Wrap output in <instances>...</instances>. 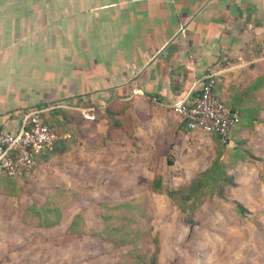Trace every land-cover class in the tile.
<instances>
[{"label": "crops", "instance_id": "obj_1", "mask_svg": "<svg viewBox=\"0 0 264 264\" xmlns=\"http://www.w3.org/2000/svg\"><path fill=\"white\" fill-rule=\"evenodd\" d=\"M208 74L239 118L230 145L264 128V0H0L2 133H14L26 112L101 117L99 132L105 114L119 113L124 132L109 139L123 138L127 162L135 139L167 146L176 161L189 131L170 105ZM6 178L0 240L21 227V200L7 196Z\"/></svg>", "mask_w": 264, "mask_h": 264}, {"label": "rangeland", "instance_id": "obj_2", "mask_svg": "<svg viewBox=\"0 0 264 264\" xmlns=\"http://www.w3.org/2000/svg\"><path fill=\"white\" fill-rule=\"evenodd\" d=\"M55 114L48 119L58 130L57 146L35 160L34 175L6 178L7 196L21 200L14 214L21 227L12 233L9 226L0 240V264H149L154 247L148 225L159 245L155 264H264V128L233 143L246 159L228 155L230 147L223 149L213 135L187 132L181 159L174 161L165 145L135 139L134 160L127 162L123 138L109 139L112 130L124 132L122 114H105L100 132L101 117ZM96 149L106 154L104 161L96 159ZM214 166L206 182L221 169L228 184L216 179L217 185L204 187L195 207L165 195ZM158 182L161 189L152 192ZM123 203L138 210L131 220L133 210L103 220L114 212L105 207ZM118 224L126 225L124 231L103 233L105 225ZM122 232L130 243L118 242Z\"/></svg>", "mask_w": 264, "mask_h": 264}, {"label": "built area", "instance_id": "obj_3", "mask_svg": "<svg viewBox=\"0 0 264 264\" xmlns=\"http://www.w3.org/2000/svg\"><path fill=\"white\" fill-rule=\"evenodd\" d=\"M215 84V74L195 81L186 95L170 105V110L189 132L214 135L220 144L227 145L239 118L216 97ZM83 116L86 120L93 119ZM56 140L55 129L43 123L38 111L24 113L14 133L0 132V175L11 179L28 175L35 160L50 150Z\"/></svg>", "mask_w": 264, "mask_h": 264}, {"label": "trees", "instance_id": "obj_4", "mask_svg": "<svg viewBox=\"0 0 264 264\" xmlns=\"http://www.w3.org/2000/svg\"><path fill=\"white\" fill-rule=\"evenodd\" d=\"M216 97L219 98L218 96H216ZM223 104L225 105V107L227 108V110L229 112H233V111H231V109H229L226 106V104L224 102H223ZM244 115L245 114L243 113V116ZM39 117L41 118V120L43 121V123H45V124H47L49 126H52L55 129V133L57 135V140H58V130H57V128L55 126H53L51 123H49L50 122L49 121L50 119L45 118L44 117V114L41 113V112H39ZM245 117H246V115H245ZM57 140L53 143L52 148H53V146L54 147L57 146V143H56ZM230 143H231V141H230ZM230 143H228L227 145H222V144H220V145L223 147V149L224 148L225 149H228L230 147L229 148V151H228L229 152L228 155L229 154H231V155L234 154V156H237L238 157L236 160L246 159L245 157H243V155L241 153H239V150L236 148V145L230 146ZM63 144H64V142H61V145L60 146L64 150ZM48 151L49 150H46L41 155H43L44 153H46ZM41 155H39V157ZM216 168H217V166H214L210 170H206V171L202 172L201 174L197 175L190 182V184L187 187H185L184 189L171 190V191L167 190V191H165V195L167 196V198L171 202L175 201V199H176L175 197L177 196V197H179V199L181 201L187 202L189 204L192 203L193 207H195L194 205H196L197 201L200 202L199 199L204 195V192H203V188L204 187H210V186L217 185L218 184V180H216V179H220V181L222 183L228 184V179L223 174V172L221 171V169H219V172L215 175V178H214L215 180L213 182H211L210 184L206 182L207 179H213L212 178V174L215 171L214 169H216ZM207 174H209V175H207ZM209 177H211V178H209ZM160 186L161 185H160L159 182L158 183H155V185L152 186L151 191L152 192H155L156 190H159V188L161 189ZM220 187L221 186H218L217 191H219ZM190 207H192V206L190 205ZM105 208L108 209V210L114 211V212H112L109 216H107L106 214L105 215L103 214V217L102 218H103L104 221H108L111 218H112V220L113 219H119L120 218V215H121V212H119L118 210H122V211H125V210H128V211L129 210H133V213L130 214L129 220H131L134 217V215L138 213V210L136 209V207H134V205L132 203H123V204H118V205H115V206L105 207ZM181 210H184V208H182ZM139 216H143V215L142 214H139ZM143 218L145 220L146 219V216H143ZM125 219H126V217H125ZM187 223H189V222H187ZM113 227L114 228L109 229L108 226L105 225L104 228H103V233L106 234V235H110L111 234V231H115V232H120V230L124 231L126 225L125 224H118V225L113 226ZM151 230H152L151 227L148 225L147 228H146V233L148 235L147 238L149 239L150 243L153 244V247H154L153 248V251H152V253H151V255H150L149 259H148V262H149V264H155V259H156V256L158 254V251H159V245H158V241H157V238H156L155 234L151 237V234H150L151 233ZM125 234H126V232H122V233L118 234V237L117 238H120V240L118 242L123 241V242H121V244H128V243H130L129 241H126L124 238H122V237H125ZM117 238H115V239H117Z\"/></svg>", "mask_w": 264, "mask_h": 264}]
</instances>
